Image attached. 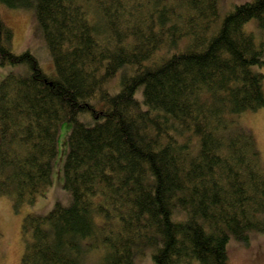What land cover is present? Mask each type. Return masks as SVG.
<instances>
[{"label": "trees", "instance_id": "16d2710c", "mask_svg": "<svg viewBox=\"0 0 264 264\" xmlns=\"http://www.w3.org/2000/svg\"><path fill=\"white\" fill-rule=\"evenodd\" d=\"M0 3L33 9L52 61L14 52L0 14V65L24 67L0 78V195L44 194L69 124L70 202L24 214L21 264H231L228 238L264 230V163L239 121L264 106V40L244 28L264 32V0L221 17L219 0Z\"/></svg>", "mask_w": 264, "mask_h": 264}, {"label": "rangeland", "instance_id": "374dc122", "mask_svg": "<svg viewBox=\"0 0 264 264\" xmlns=\"http://www.w3.org/2000/svg\"><path fill=\"white\" fill-rule=\"evenodd\" d=\"M21 0H17L20 2ZM246 0H219L220 17L231 10L236 3ZM249 1V0H247ZM32 8L27 6L7 7L0 3V14L6 24L13 31L12 50L16 53L28 49L38 59L41 67L45 71L51 67L52 61L41 31L33 16ZM244 28L252 32L256 39L264 40V32L259 28L255 19H249L244 23ZM264 71V66L262 67ZM8 70H24L21 65H0V78ZM117 77H114L110 85L116 87ZM118 88V87H117ZM264 89V80H263ZM139 93V90L136 92ZM239 121L245 125L253 134L256 144L260 150V158L264 163V106L256 110L243 112L239 115ZM69 124L63 122L60 126L58 139V155L55 157L52 170V183L45 190L44 194L37 195L32 202L14 205L12 200L4 195H0V264H21L20 255L22 250V240L20 224L22 217L27 212L45 213L55 201L63 204L70 202V192L61 186L62 175L60 165L65 151V136L68 132ZM227 259L231 264H264V230H252L248 233L246 240L236 239L230 236L226 243ZM99 253H90L86 256L83 264H98ZM135 264H154L145 252L135 258ZM191 264H195L192 262Z\"/></svg>", "mask_w": 264, "mask_h": 264}]
</instances>
